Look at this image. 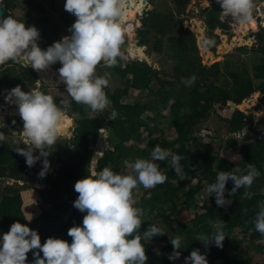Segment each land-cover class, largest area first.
<instances>
[{
  "label": "trees",
  "instance_id": "trees-1",
  "mask_svg": "<svg viewBox=\"0 0 264 264\" xmlns=\"http://www.w3.org/2000/svg\"><path fill=\"white\" fill-rule=\"evenodd\" d=\"M190 2L191 0H175L179 13H184ZM9 4L10 2L6 1L5 6ZM261 7L263 6L255 5L254 12L258 10L256 17L262 18L261 22L264 27V8ZM209 22L212 24L214 19L211 18ZM221 29L216 24L214 33L221 40L216 57L225 56L221 45L226 40V35L223 29L222 33L220 32ZM167 35L173 52L172 59L176 62L171 79H163L159 72L153 69L152 65L137 60L126 61L123 59L120 61L123 67L109 68L103 64L97 67V75L103 76L107 73L110 80L112 78L114 82L125 85V87L113 88L109 84L104 89L111 101V108L106 109L102 115H98V112L95 115L87 106L75 103L70 96L58 95L49 88L43 87V93L52 96L58 107L74 119V135L68 141V145L73 148L74 153L66 158L59 159V168L47 177V185L43 188L34 187L37 189L39 199L50 205V209L40 216L33 214L32 221H28L22 209L24 201L22 189L26 185L28 187V181L33 171L35 173L41 171L44 158L42 157L41 161L29 168L26 165L25 158L15 152V145L0 146V180L15 181L11 185H0V235L8 232L13 222H20L21 224H27L30 229L38 232L41 244L47 238L62 239L71 244L72 238L67 235L68 229L73 226H82V219L86 213H81L73 207V202L78 193L65 197V189L72 183L91 174L94 164L92 159L95 153L92 145L97 143L94 138L99 137L101 130L106 126L104 118L108 119L111 110H115L118 116L110 121L114 136L119 142L114 149H108L103 156L99 157L97 171L110 164L112 170L119 174L127 162L133 163L137 159L150 158L151 149L157 144L171 152L176 151L175 146L179 145L178 151L181 153H184L192 144L195 145L197 158L193 163L183 166V170L187 174L184 181L177 182L178 178L171 168V156L163 162L156 161L168 179L164 184L152 188L150 191H152L153 196L148 201L141 203V206L145 208L143 218H146L147 214H152L157 208H163L162 212L165 214L180 205L188 210L191 221L183 225L176 219L179 228L174 232L183 237L179 249L183 264H185V258L194 249H199L201 254L206 255L208 264H254L256 262H258L257 264H264V257L252 259L246 256L255 242L264 243V237L255 231L252 223L259 211L258 204L264 201V193L255 192L252 193L251 199H246L243 197L245 190L240 189L237 190L236 194L229 196L228 192L233 187V182L229 181L225 192V199H228L229 205L217 207L214 195L204 198L201 206H199L200 200L198 201L203 181H205L207 187L215 182L218 171H231L234 167H237L225 158L213 157L212 147L204 141L198 126L208 120L210 111L214 110L215 104L226 106L231 101L239 105L246 99H252L256 92L262 91L263 95L264 82L262 81L256 87L252 79H241L239 75L232 74L235 80L233 87L220 85V64L215 63L206 66L202 63L199 57L197 38L184 27L183 20H176L173 15L166 17L149 12L147 17L141 21V26L138 29V45L153 43L154 49L161 52L162 37ZM260 39L263 42L262 36H260ZM259 48L260 51L264 52L263 45ZM137 50L144 53V46L137 47ZM18 65L23 68L22 64ZM1 69L0 87L4 89L6 87L15 88L17 87L15 83H18L22 91H28L30 90L28 84L35 83L38 78L37 73L30 68H23L18 73L15 72L16 69L9 66ZM51 72L55 74L53 71ZM164 75H167V73ZM193 75L196 76V80L191 87L181 82L182 78L186 81ZM28 78V81H24ZM255 78L261 80L264 78L263 69L258 68ZM154 80L157 81V91L152 87ZM177 82L182 84L181 95L169 90L175 87ZM134 92H138L140 95L147 93V96L131 103L127 102L128 97ZM171 100H173L170 105L171 126L175 129L176 139L169 141L162 135L160 137L154 136V132L157 130L155 124L150 129L147 141L150 150L139 157L137 147L134 145L127 146L126 144L134 141L142 128L146 126V121L143 119L146 113L158 114L160 111L158 106L167 107ZM260 101L264 103V96ZM248 117L241 111L235 110L230 119L224 120L229 133L242 132ZM12 123V128L15 130H18V126L22 125L21 120L18 118L14 119ZM262 123L264 124V120ZM4 131L6 134H10L7 129ZM255 131L260 132L259 130ZM226 143L231 146H239L238 141L235 139H230ZM242 153L243 163L255 165L260 172L259 177L263 179L264 137L245 145ZM33 154L39 155L37 153ZM49 169H51V164ZM189 177H202V179L196 185L191 186ZM19 182H23V185H19ZM178 199L182 200L176 203ZM199 209H201V212H199ZM245 209H247L246 212ZM220 222L224 224L221 226ZM210 223V226L204 230L201 229ZM221 227L226 236L222 248L216 247L214 243L205 248L200 241L196 240L197 235L200 234L212 237ZM147 228L144 225L143 230L140 231L143 232ZM236 231L243 238H250L252 244L244 246L234 235ZM154 239L164 242L165 246L162 254L156 255L154 253L155 245L148 241L143 242L148 257L147 264H171L172 261L168 259V256L173 252L170 243L172 239L167 235L154 237ZM40 255L42 257V253ZM26 264H33V252L31 251L27 254Z\"/></svg>",
  "mask_w": 264,
  "mask_h": 264
},
{
  "label": "clouds",
  "instance_id": "clouds-1",
  "mask_svg": "<svg viewBox=\"0 0 264 264\" xmlns=\"http://www.w3.org/2000/svg\"><path fill=\"white\" fill-rule=\"evenodd\" d=\"M216 3L221 7V13L230 16L236 24L244 26L254 22V0H216ZM64 10L75 17L68 29L70 36L45 45L49 46L46 50L38 46L40 33L36 27H26L24 22L9 15L0 17V66L9 62L30 66L33 71H38H34L38 75L34 84L41 88L42 84L47 83L39 72L59 63L61 67L57 71L66 85L67 95L75 103L87 106L95 115L97 112L104 113L111 108V101L104 91L109 86V74L97 75L96 69L101 64L109 68L123 67L120 61L124 55L120 49L124 44V34L119 22L122 0H65ZM205 43L211 45L214 42L206 40ZM195 80L196 76L193 75L186 81L182 78L181 82L191 87ZM39 82L41 86H38ZM13 99L19 119L23 121V130L11 127L16 131L11 135L19 136L16 143L26 146L17 147L15 152L25 158L29 168L43 157L39 176L44 177L50 168L47 160L50 153L45 149L55 147L61 134L58 129L67 117L52 96L38 89L25 92L17 86L10 90L4 100ZM117 116L118 113L111 110L108 119L112 121ZM5 140V134L0 132V143ZM34 150H38L39 155H34ZM96 156L92 159L93 163ZM169 156L177 182L184 181L187 174L180 163L183 157L158 144L151 149L150 158L137 159L129 164L126 174L115 173L110 164L100 171L93 169L90 175L74 184L78 196L73 207L86 214L82 226L68 229L71 244L57 238H47L41 244L36 230L30 229L27 224L13 222L9 231L0 235V264H26L30 251L33 252V264H147L143 242L165 236L166 232L163 226L156 224H150L145 231H140L144 222L143 210L135 206L134 190L141 186L152 189L164 184L168 177L156 161L163 162ZM259 176L260 172L251 163L247 165L246 174H242L239 167L231 171H218L215 182L209 184L205 191L208 197L215 196L217 207H224L229 205L228 199H225L229 181L233 182L229 196L243 188V197L251 199L253 194L247 189ZM258 208L252 223L255 231L264 237V201L258 204ZM220 223L221 226L224 224ZM225 238L221 227L212 237L200 234L196 240L205 248L213 243L222 248ZM182 239L177 235L171 240L173 252L168 256L170 261L180 258ZM185 264H208V261L206 255L194 249L185 258Z\"/></svg>",
  "mask_w": 264,
  "mask_h": 264
},
{
  "label": "rangeland",
  "instance_id": "rangeland-1",
  "mask_svg": "<svg viewBox=\"0 0 264 264\" xmlns=\"http://www.w3.org/2000/svg\"><path fill=\"white\" fill-rule=\"evenodd\" d=\"M6 1L10 2V4L7 6H5ZM64 3L65 0H2L3 8L14 19L24 22L26 27L34 26L38 29V31L44 30L46 32V34L40 37L39 40L44 43V47L45 45L51 44L53 42L52 38L56 36L55 33H61L66 36H70V32L68 31V29L74 23L75 17L64 10ZM148 4L151 6H149ZM214 5H217V7ZM124 6H128V9L133 10L136 13V22H134L135 27L133 28L131 35L133 39L129 38L130 41L133 40V44H138V29L141 26V21H143L147 17L149 12L158 16L167 17L169 15H173L176 20H183L184 27L188 30L204 29L203 36H201L200 38L196 36L197 45L199 48V57L201 58L202 63L206 66H211L215 63L220 64V85L229 88L231 86L233 87L235 80L232 77V74L239 75V78L241 79H252L256 87L259 86L262 81L264 82V78L262 80L255 78V74L258 72V68L261 70L263 69L264 71V52L259 50V47H261V45L264 46L263 25L259 26L258 23L257 25L253 24V28H255L254 31L257 29L255 31V33H257V39L255 43L254 40H249V38L244 39L243 35L244 32H246L244 31L245 29L242 30V33L236 34L239 25L236 24L234 27L231 28L228 24L231 23L233 20L225 18V20H228L226 21V23L228 24L225 23V25L228 27H224L226 40L221 45L223 47L225 56L216 57L218 48L221 44V40L214 33V30L216 24L220 25V18H222V9L219 4L216 3V0H191V2L187 5V8L184 13H179V8L178 5H176L175 0H147L146 4L145 0H128L127 2H125ZM211 18L214 19V22L212 24H210L209 22ZM52 32H54L53 34H55L54 37L52 36ZM220 32L222 33V29L220 30ZM260 36L263 37V42L261 41ZM203 37H205L207 40H212L214 43L209 46L206 43L199 44L198 39H202ZM162 39L163 46L161 52L154 49L153 43H149L144 45V53L138 52L137 55L139 58L131 57L130 59H128L127 56L124 55V59L126 61H142L146 57L147 63L149 65H152L153 69L158 71L159 75L163 79H171V75L174 74L176 62L172 59L173 52L168 42V35L166 37H162ZM247 40H249V42H247ZM208 47L211 52L208 50ZM6 66L16 69V73L21 72L23 68H26L24 66L22 68L18 64L9 62L7 65L0 66V70H2L1 68ZM52 66L56 70L61 67L59 63H56ZM43 73L44 72H42V74ZM165 73H167V75H164ZM48 75L49 79L45 81L51 83V75ZM28 80L29 78L27 80L24 79V81ZM109 81V84L113 86V88L125 87V85H123L122 83L114 82L112 78L111 80L109 78ZM18 85V83H15V86ZM28 85L30 90L25 92H31L35 89H38V91L43 92L44 88H49L51 91L57 94L69 97L66 92V86L62 83L56 85L51 83L49 84V87L42 84L41 88H38L37 85L33 82L29 83ZM152 87L155 91H157V81H153ZM11 89L13 88L6 87L4 89L0 87L1 107H6L8 105L13 106L11 105L9 100H4L6 99ZM181 89V82H177L175 87L170 88L169 90L171 92L178 93L179 95H181ZM261 95L262 91L256 92V94L253 95L252 99L244 100L241 104L237 106V109H234L232 107L231 101H229L226 106H220L218 104H215L214 110L212 112L210 111L208 120L198 126V129H200V134L203 136L204 141L206 143H209L212 147L213 157L227 159L230 163L239 167L241 169L242 174H246L247 169V165L243 163L242 158L243 147L249 143L254 142L256 139L264 137V124L262 123V121L264 120V103H261L260 101L264 94L262 96ZM145 96H147V93H143L142 95H140L138 92H134L128 97L127 102L131 103ZM172 103L173 100L170 101V104L167 107L159 105L158 109L160 111L158 114L149 112L143 116V119L146 121V126L142 128L141 132L136 136V139L134 141H131L126 144L127 146H136L139 157H142L146 151L150 150L147 141L150 134V129L151 127H154L155 124L157 126V130H155L154 136L160 137L162 135V137L166 138L169 141H173L176 139L177 135L175 129L171 126L172 116L170 112V105ZM235 110L241 111L249 117L245 122V127L243 131L240 133H235L234 135L229 133L224 120L230 119L232 113ZM102 114L103 113L98 112V115ZM19 117V114L7 115L2 120L4 124H0V132H3L5 134L6 140L5 142L0 143V146L12 144L16 146V149L17 147H26L23 144L18 145L16 143V141L19 140V136L11 135L14 132L10 129L11 127H13L10 124H13L12 121L16 118L19 119ZM104 123H106L109 128L108 130H106L104 127L101 130L103 139H101V135L99 137L94 138L97 141L96 144L92 145V149H94L95 151L94 155L98 153L100 156H103L105 151H107L108 149H114V147H116L119 142L114 136L113 128L111 127V121L107 118H104ZM18 127V130H23V121L22 125ZM71 128V133L69 132V129L67 133L60 134L55 147H47L45 149L47 152L50 153V155L47 157V160L51 164V169L47 171V174L44 177H40V172L35 173L33 171L31 173L30 180L28 181V187L26 185V187L22 189V195L24 200L22 209L28 220H30L31 217L33 218V214L35 216H40L50 209V205L44 203V201L39 199L37 189H35L34 187L36 186L38 188H43L45 185H47V177L53 174V171H56L59 168V159L66 158L70 154L74 153L73 148H70L68 145L69 139L74 135V119H72ZM6 129L9 131L10 134L5 133L4 130ZM255 130H259L260 132H256ZM230 139H235L236 141H238L239 146H231L227 144L226 142ZM175 147L176 151H172L171 153L183 157V159L180 161L182 166L193 163L197 158L195 153L196 148L194 144H192L190 148H188L184 153L178 151L179 145H176ZM66 149H68V151H66ZM34 151V153L39 154L38 150ZM129 164L131 163L127 162L126 165L120 170L119 174H126ZM189 179L191 180L190 185L194 186L200 181V179H202V177H189ZM14 182L15 181L13 180H0V185H11ZM74 184L75 183H72L70 186L66 187L65 197L72 194H76V192L74 191ZM19 185H23V182H19ZM206 188L207 187L205 181H203V186L198 197V201L200 200L199 206L202 205L204 198L208 197L205 191ZM150 190L151 189H144L143 187H139L138 189L134 190V199L136 202L135 206L141 208L143 210V214H145V208L141 206V203L143 201H148L153 196L152 191ZM247 191L251 193H264V180L258 177L254 181L251 188L247 189ZM181 200L178 199L176 203L181 202ZM162 209L163 208H157L152 214H147L146 218H143L144 222L140 230H143L144 225L148 227L150 224H156L157 226H163L165 228L166 235L170 237V239H173L175 236L178 235L177 233H174L179 228V224L176 219H178V221H180L184 225L191 221V216L188 210L182 205L178 206L172 211H168L167 214L162 212ZM199 212H201V209H199ZM30 221H32V219ZM210 225L211 223L206 226H203L201 229L204 230ZM234 235L241 243L244 244V246L250 245V243L252 242L250 238H243V236L239 235L237 231L234 233ZM150 243H153L155 245L154 253L156 255H161L165 243L162 241H157L154 238L150 241ZM246 256L252 259H260L261 257H264V243L255 242ZM257 263L258 262L254 264ZM171 264H183L182 256H180L179 259L172 261Z\"/></svg>",
  "mask_w": 264,
  "mask_h": 264
},
{
  "label": "bare ground",
  "instance_id": "bare-ground-1",
  "mask_svg": "<svg viewBox=\"0 0 264 264\" xmlns=\"http://www.w3.org/2000/svg\"><path fill=\"white\" fill-rule=\"evenodd\" d=\"M127 1L128 0H122V15H121V19H120V24H121V26L123 28V32L127 33L129 38H132L131 35H132V30L135 27L134 22H136V18H135V14L136 13H135V11L128 9V6H126V7L124 6L125 5V2H127ZM1 5H2V3H1ZM253 15H254V22L253 23L248 24V25H244V26H238L239 27L238 28V32L239 33H242V30L243 29H245L244 31H246V32H244V35H243L244 39L245 38H249V40H250V36H249V32L248 31H249V29L251 27H253V24H256L257 25V19L255 17V14L253 13ZM0 17H2V16L0 15ZM192 30L196 33V36L198 38H200L201 36H203L204 29H202V30H200V29H198V30L192 29ZM206 40L207 39L205 37H203L202 39H198V43L199 44L205 43ZM132 41L133 40L130 41L131 42V45L129 47V56H130V58L131 57H134L135 58V57L138 56L137 55L138 54L137 47H140V46L135 45V47L133 48L132 45H134V44H133ZM42 72H44L43 74L46 75V79L44 78L45 80L49 79V75L48 74L51 75V78L50 79L52 81L51 82L52 84H55V85L56 84H61V83L64 84L60 80L59 75L53 74L51 72L50 68H48L45 71H41L40 73L42 74ZM51 83H49V84H51ZM34 91H37V90H34ZM10 103L13 106H10V105H8L6 107H1L0 106V123H2V124H4V122H1V121L5 118V116H7V115H16V114L18 115L19 114L18 113V108H17V106H16V104L14 102V99L12 101H10ZM66 117H67V119H65L63 121V123L61 124L60 128L58 129V131L61 134H65V133H67L69 131V129H71L72 119L68 115H66ZM69 120L71 121V123H69ZM69 132L71 133V131H69Z\"/></svg>",
  "mask_w": 264,
  "mask_h": 264
},
{
  "label": "water",
  "instance_id": "water-1",
  "mask_svg": "<svg viewBox=\"0 0 264 264\" xmlns=\"http://www.w3.org/2000/svg\"><path fill=\"white\" fill-rule=\"evenodd\" d=\"M0 15L3 17V18H6L9 14L7 13V11L3 8V6L1 5V3H0ZM10 16V15H9ZM120 19H121V17H120ZM120 19H119V22H120ZM193 32V34L196 36V33L194 32V31H192ZM123 34H124V44H122L121 45V51H123V55H126L127 56V58L128 59H130V56H129V47H130V45H131V42H130V40H129V37H128V34L127 33H125V32H123ZM132 47L134 48L135 47V44L134 45H132ZM48 47H41L40 49L41 50H46ZM143 62H147V60L146 59H143L142 60ZM23 65V64H22ZM24 67H27V68H29L30 66H25V65H23ZM34 71H36V70H34ZM36 72H38V71H36ZM40 73V72H39ZM41 76H43V78H45L46 79V75H44V74H42ZM48 85H49V83H48ZM231 105H232V107L234 108V109H237V104L236 103H234V102H232L231 103ZM21 119V118H20ZM0 124H2V123H0ZM108 126L106 125L105 126V129L106 130H108ZM11 130L12 131H15L14 129H12L11 128ZM70 131H72V128L70 129ZM101 139H103V135H102V133H101ZM95 156H96V154L94 155V158H95ZM99 157H100V155L97 153V156H96V162L93 164V168H92V170L93 169H95L96 171H97V163H98V160H99Z\"/></svg>",
  "mask_w": 264,
  "mask_h": 264
},
{
  "label": "crops",
  "instance_id": "crops-1",
  "mask_svg": "<svg viewBox=\"0 0 264 264\" xmlns=\"http://www.w3.org/2000/svg\"><path fill=\"white\" fill-rule=\"evenodd\" d=\"M146 2H147V0H145V4H146ZM150 4V3H149ZM148 4V5H149ZM255 5H260V6H263V7H261V8H264V0H261V1H257L256 3H255ZM149 6H151V5H149ZM146 7H147V5H146ZM254 14H255V17H256V15H258V10H255V12H254ZM256 19H257V17H256ZM46 34V33H45ZM44 34V35H45ZM57 34V36H55L54 38H52L53 39V42L51 43V44H48V45H52L54 42H58V41H60V39L63 37V36H66V35H64V34H61V33H56ZM38 42H41L40 44H38V46L39 47H44L43 45H44V43L42 42V41H38ZM138 45V44H137ZM139 46V45H138ZM141 46H144V45H141ZM49 47V46H48ZM138 52H140V51H138ZM61 66V65H60ZM53 69H52V68ZM50 67V70L51 71H53L55 74H57V75H59V73L57 72V70L53 67V66H51ZM46 86H48L49 87V85L47 84ZM254 94H256V93H254ZM59 95V94H58ZM262 96V95H261ZM1 122H3V121H1ZM262 177H263V179L262 180H264V175H262ZM261 179V178H260Z\"/></svg>",
  "mask_w": 264,
  "mask_h": 264
},
{
  "label": "flooded vegetation",
  "instance_id": "flooded-vegetation-1",
  "mask_svg": "<svg viewBox=\"0 0 264 264\" xmlns=\"http://www.w3.org/2000/svg\"><path fill=\"white\" fill-rule=\"evenodd\" d=\"M257 1H261V0H254V3H256ZM214 6L217 7V5H214ZM216 7H215V8H216ZM221 12H222V10H221ZM220 14H221V13H220ZM261 21H262V18H261V17L257 18V23H258L259 26H262V25H263ZM225 23H226V22H221V20H220V22H219V24H220L219 26H220L223 30H224V27H225V28L228 27V26L225 25ZM226 24H228V23H226ZM228 25H229V24H228ZM229 26H230V25H229ZM230 27H231V26H230ZM231 28H232V27H231ZM252 28H253V27H252ZM262 28H263V27H262ZM254 29H255V28H253V30H252L251 32H249V36H250V40H254L255 43H256V39H257V38H256V34H257V33H255V31H256L257 29H256L255 31H254ZM190 31L192 32V30H190ZM39 33H40V37H42V36H44V34H45L46 32L43 30V31H39ZM53 33H54V32H52V36L54 37L55 34H53ZM192 33H193V32H192ZM236 36H238V35H236ZM195 37H196V36H195ZM196 38H197V37H196ZM247 42H249V40H248ZM40 43H41V42H38V44H40ZM45 82H46V81H45Z\"/></svg>",
  "mask_w": 264,
  "mask_h": 264
},
{
  "label": "built area",
  "instance_id": "built-area-1",
  "mask_svg": "<svg viewBox=\"0 0 264 264\" xmlns=\"http://www.w3.org/2000/svg\"><path fill=\"white\" fill-rule=\"evenodd\" d=\"M225 18H229V20L232 19L230 16H224V15L222 14V18H220L221 22H226V21H228V20H225ZM229 25H230L231 27H234V26L236 25V23H235L234 21H232L231 23H229ZM252 30H253V28L251 27V28L249 29L248 32H251ZM238 33H239V32L237 31L236 34H238ZM38 86H41L40 82L38 83Z\"/></svg>",
  "mask_w": 264,
  "mask_h": 264
}]
</instances>
